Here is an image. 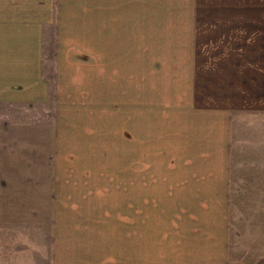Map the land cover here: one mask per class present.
Instances as JSON below:
<instances>
[{"label": "crops", "instance_id": "0c3cea01", "mask_svg": "<svg viewBox=\"0 0 264 264\" xmlns=\"http://www.w3.org/2000/svg\"><path fill=\"white\" fill-rule=\"evenodd\" d=\"M262 121L264 0H0V264H264Z\"/></svg>", "mask_w": 264, "mask_h": 264}, {"label": "rangeland", "instance_id": "374dc122", "mask_svg": "<svg viewBox=\"0 0 264 264\" xmlns=\"http://www.w3.org/2000/svg\"><path fill=\"white\" fill-rule=\"evenodd\" d=\"M249 130H250V129H249ZM251 130L254 131L257 135L260 134V137L264 138V121H262L261 123H256V124L252 125V126H251ZM262 185H264V184L262 183ZM261 193H262V192H261ZM251 209H252V210H251V211H252L251 214L254 215V212H255V216L257 217V218H256V217L253 216V218L256 219L255 222H258V221H259V218L264 219V204H263L261 210L258 209V211H255L254 209H256V208H251ZM254 225H255V224H254ZM258 227H259V226L257 225V226L255 227V229L258 228ZM256 230H257V229H256ZM254 232H255V231H254L253 228L249 229V232H248V234H247V237L250 238L251 234H252V236H253ZM256 238H257V239H256L257 242H260V241L264 240V228H263V227H262V229L260 230V232H259V234H258V236H257ZM249 241H250V240H249Z\"/></svg>", "mask_w": 264, "mask_h": 264}]
</instances>
